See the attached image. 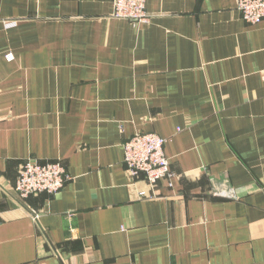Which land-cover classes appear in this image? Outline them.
<instances>
[{"label": "crops", "instance_id": "0c3cea01", "mask_svg": "<svg viewBox=\"0 0 264 264\" xmlns=\"http://www.w3.org/2000/svg\"><path fill=\"white\" fill-rule=\"evenodd\" d=\"M113 1L0 0V264H264V18ZM139 132L169 139L155 189L124 163ZM28 158L71 178L20 197Z\"/></svg>", "mask_w": 264, "mask_h": 264}, {"label": "built area", "instance_id": "2783aa9c", "mask_svg": "<svg viewBox=\"0 0 264 264\" xmlns=\"http://www.w3.org/2000/svg\"><path fill=\"white\" fill-rule=\"evenodd\" d=\"M147 0H114L115 18L128 19L134 24L147 23L151 13L146 7ZM237 10L242 18L257 24L264 18V0H237ZM169 139L155 132H139L124 143V163L129 174L143 179L155 189L163 178L171 176L170 160L165 153ZM66 166L61 161L26 159L20 166L15 190L20 197L46 193L57 194L70 180ZM141 197H155L140 191Z\"/></svg>", "mask_w": 264, "mask_h": 264}]
</instances>
